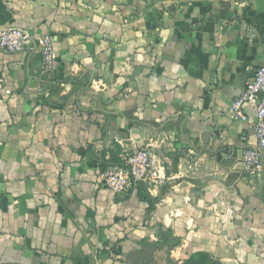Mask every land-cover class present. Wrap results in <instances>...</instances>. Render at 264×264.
Masks as SVG:
<instances>
[{"label": "crops", "instance_id": "crops-1", "mask_svg": "<svg viewBox=\"0 0 264 264\" xmlns=\"http://www.w3.org/2000/svg\"><path fill=\"white\" fill-rule=\"evenodd\" d=\"M9 27L55 59L0 49V264H264V172L232 116L264 0H0ZM113 147L153 151L152 205L105 186Z\"/></svg>", "mask_w": 264, "mask_h": 264}, {"label": "built area", "instance_id": "built-area-1", "mask_svg": "<svg viewBox=\"0 0 264 264\" xmlns=\"http://www.w3.org/2000/svg\"><path fill=\"white\" fill-rule=\"evenodd\" d=\"M0 49L8 53L36 50L46 69H51L55 59L54 39L51 35L35 37L28 29L9 27L0 31ZM254 116L250 118L246 108ZM232 116L247 122L256 137L253 147L243 149L241 161L252 173L264 172V64L259 66L247 81L240 97L232 106ZM109 158V154L107 155ZM121 164L109 166L103 173L105 186L116 194L128 193L134 186L144 184L149 190L160 184L161 177L155 164V155L149 147L123 149Z\"/></svg>", "mask_w": 264, "mask_h": 264}, {"label": "trees", "instance_id": "trees-1", "mask_svg": "<svg viewBox=\"0 0 264 264\" xmlns=\"http://www.w3.org/2000/svg\"><path fill=\"white\" fill-rule=\"evenodd\" d=\"M108 154H109V158H107ZM120 154H121V149L117 147L109 148V150H103L100 156L102 172H105L109 166L115 164H121ZM136 187L139 191V197H141L143 200L147 201L150 205H152V199L147 189L145 188L144 184H138L136 185ZM175 245H176L175 242L169 243L170 248H172Z\"/></svg>", "mask_w": 264, "mask_h": 264}, {"label": "water", "instance_id": "water-1", "mask_svg": "<svg viewBox=\"0 0 264 264\" xmlns=\"http://www.w3.org/2000/svg\"><path fill=\"white\" fill-rule=\"evenodd\" d=\"M232 160V159H231Z\"/></svg>", "mask_w": 264, "mask_h": 264}]
</instances>
